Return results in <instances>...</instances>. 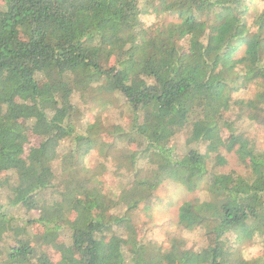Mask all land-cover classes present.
I'll use <instances>...</instances> for the list:
<instances>
[{
  "label": "trees",
  "instance_id": "obj_1",
  "mask_svg": "<svg viewBox=\"0 0 264 264\" xmlns=\"http://www.w3.org/2000/svg\"><path fill=\"white\" fill-rule=\"evenodd\" d=\"M262 2L250 11L247 0H0V264H264V150L228 117L236 105L264 126ZM149 9L172 18L146 28ZM113 93L127 127L84 120ZM185 127L204 153L170 145ZM221 148L246 172H210ZM90 151L99 159L84 163ZM107 167L127 191L104 185ZM202 178L208 195L183 201L177 218L211 243L145 236L137 214L159 186L193 191ZM231 233L261 236L262 258L237 260ZM65 239L53 260L43 242Z\"/></svg>",
  "mask_w": 264,
  "mask_h": 264
},
{
  "label": "rangeland",
  "instance_id": "obj_2",
  "mask_svg": "<svg viewBox=\"0 0 264 264\" xmlns=\"http://www.w3.org/2000/svg\"><path fill=\"white\" fill-rule=\"evenodd\" d=\"M250 11L260 10L263 6L262 0H247ZM170 17L166 13L154 14L151 9L148 13L143 15L142 21L143 25L146 28H155L158 23L162 20L163 17ZM254 93L253 87H248L246 89H240L232 94L233 100L237 98H247ZM111 104L109 109H101L99 106L97 110H91L86 112V121L92 122L98 119H101L105 125H110L114 123H119L123 127H127L129 120L128 111L120 108L124 104V98L117 93L111 94ZM243 113H239V107L234 105L231 107L230 112H228V117L230 120L234 121V126L236 129L241 132L246 138L253 139L260 150H264V126H262L261 121H252L246 118ZM34 138L31 139L33 143ZM105 142H108L109 139L105 138ZM170 145L174 147L176 153L181 155L185 153L189 148H196L199 152L204 153L205 144L203 142H195L189 136L188 129L185 127L178 130L172 137ZM216 154H219L223 158V163L219 164L215 160ZM95 161L99 159L96 151H90L89 154L82 160L84 163H90V161ZM107 166H110L107 164ZM207 166L210 172H229L236 171L238 173H245L246 168L241 165L231 151H227L225 148H221L218 153H212L209 156L207 161ZM11 179L15 177L14 172H10ZM119 175L113 173L112 167H107L105 172L100 176V179L103 181L104 185L115 192H120V190L125 189L127 191V184L119 178ZM206 179L202 178L199 182L197 189L193 191L187 190L182 184L172 180L164 181L159 188L155 191L154 198L151 199L150 209L145 210V212L140 211L138 215V224L140 230L146 232L145 236H151L158 243L164 245L169 242L171 238L175 239L176 242L181 246V248L204 246L210 244L212 238H205L201 230H187L181 227L178 223L177 212L178 207L183 201L195 199V198H204L206 197L207 191L205 190ZM130 188V187H129ZM128 188V189H129ZM4 199L3 194L0 195V201ZM20 211H17L18 214H23L27 212H32L35 214V211L26 210L24 207H19ZM32 213L30 215L32 216ZM31 232L41 233V229L38 227L30 228ZM233 235V236H232ZM234 234H230L229 244L233 250V256L237 260L242 262H252L262 258V237L258 235H253L249 239H241ZM241 240V241H240ZM209 242V243H208ZM58 244H62L59 246ZM43 249L53 258V260L58 259L61 250H69L68 239L65 240H56V241H44ZM237 261V262H239Z\"/></svg>",
  "mask_w": 264,
  "mask_h": 264
}]
</instances>
